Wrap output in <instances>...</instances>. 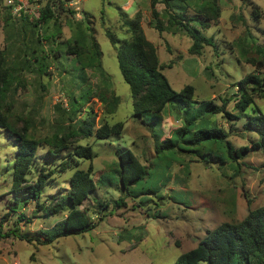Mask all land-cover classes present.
I'll list each match as a JSON object with an SVG mask.
<instances>
[{"label":"rangeland","instance_id":"374dc122","mask_svg":"<svg viewBox=\"0 0 264 264\" xmlns=\"http://www.w3.org/2000/svg\"><path fill=\"white\" fill-rule=\"evenodd\" d=\"M131 1L80 0L74 6L61 3L54 8L56 21L40 25L36 33L33 28L22 29V19L26 18L29 23L37 22L42 4H31L24 17L13 13L8 17V0H0V50L7 49L10 64H16L23 58L20 47L49 49L47 41L43 40L41 47L36 44L37 34L46 36L58 30V41L73 43L77 22L84 21L85 13L89 14V26L103 53V68L110 76L113 92L121 97V104L111 114L101 102V97H95L82 107L78 120L85 119L87 111L92 110L95 129L104 122L125 123L121 135L105 140H97L93 135L87 139L72 138L68 142L71 148L79 145L93 147V161L82 160L78 169L87 170L92 165L96 180L101 176L111 180L112 185L99 184L97 192L83 205L95 220L99 216L96 214L98 204L107 205L104 212L108 217L94 230L60 238L51 245H39L35 241L30 244L15 236H6L18 216L2 221L12 199L10 190L17 143L5 129L0 128V264H174L182 254L195 248L208 231L226 222H239L250 210L264 205V148L253 147L258 136L244 128L245 119L229 121L222 115L210 119V126L215 124L223 128L236 149L250 148V152L239 161L241 169L231 163H221L217 158L209 160V155L200 156L186 147L185 150L160 153L157 158L153 133L159 135V142L170 138L174 130L186 123L184 113L169 106L161 126L155 128L135 118L130 88L120 72L115 48L106 36V32L111 30L120 39L129 37L127 29L122 26L120 12H126L130 18L141 12L143 32L156 47L160 62L165 66L163 73L172 88L179 92L187 85L193 86L195 100H211L218 105L222 99H231L227 110L238 114L234 110L237 84L249 73L264 75V67L258 71L247 61H264L258 53L260 48H264V0H251L262 12L259 21L252 17L249 3L218 0V21L202 31L206 37L214 39L213 45L204 46L199 55L191 54L192 40L186 33H159L152 28L151 0ZM205 1L187 0L188 14L192 16L198 10L195 2L203 4ZM157 9L162 12L164 6L159 4ZM17 34L21 36L15 40ZM76 59L73 54H65L61 60L50 57L47 71L50 75L39 77L34 72L22 73L12 83L18 91L8 94L4 100L11 124L41 141L39 158H43L46 152L44 141L69 124L60 120L56 107L68 108L70 92L79 94L81 81L77 78L79 64ZM85 72L86 85L91 84L94 94L110 96L112 89L99 88L100 79L94 68H86ZM255 102L264 112V99H256ZM204 122L199 119L193 123V130L208 123ZM63 132L70 133L69 130ZM118 149H131L149 168L146 178L133 187L138 197L127 196L121 191L115 172L119 168ZM213 154L221 157L223 153L215 151ZM38 164H42L40 159ZM73 171L56 174L41 199L68 188ZM120 198L124 199V204L118 207L115 202ZM21 211L31 220V223L21 222V230L31 238L52 228L65 217L61 214L44 218L39 214L33 218V204Z\"/></svg>","mask_w":264,"mask_h":264},{"label":"trees","instance_id":"16d2710c","mask_svg":"<svg viewBox=\"0 0 264 264\" xmlns=\"http://www.w3.org/2000/svg\"><path fill=\"white\" fill-rule=\"evenodd\" d=\"M252 8V17L259 21L262 18L260 7L251 0H243ZM198 10L192 16L188 14L187 0H151L152 28L159 33L165 31L177 34L186 33L192 40L190 52L193 55L201 54L204 46H212L214 39L206 37L203 30L209 28L212 22H217L220 17L218 0H206L203 4L195 2ZM162 4L164 9L160 12L157 5ZM37 22L29 23L23 18L22 29L38 32L41 25H49L56 21L54 8L58 5L45 2ZM8 17H11L12 7H7ZM85 13V20L77 22L74 42H60L57 38L60 32L52 31L46 36L36 35V44L41 47L44 41L49 42V49L28 50L20 47L23 58L16 64L9 63L7 49L0 50V128L5 129L10 137L15 138L17 151L12 173V185L10 194L12 199L9 211L3 216L2 221H9L13 215H18L13 223L14 227L6 232V236H15L21 241L39 245H51L60 238L84 234L96 229L108 214L104 212L107 205L98 204L95 220L89 210L83 208L84 203L95 194L99 184H111L109 178L101 176L96 180L93 175V166L87 170L78 169L83 160L93 161L95 154L91 145L75 146L71 148L68 143L72 138L87 139L93 135L97 140H105L111 136L121 135L125 129L124 122L109 124L104 122L95 129V116L92 110H88L87 117L78 120L82 107L91 103L95 97H101L109 113H115L121 104V97L113 92V84L110 76L103 68V53L99 43L93 35ZM141 12H137L134 18L121 11L120 20L122 26L127 29L129 37L120 39L116 33L108 30L106 36L114 46L120 72L124 81L128 84L132 97L133 116L144 125L155 128L161 126L166 109L180 110L184 113L186 123L174 130L172 136L162 142L158 141L159 135L153 133L156 138L157 158L163 152H175L177 150L190 149L200 156L209 155V160L218 159L221 163H231L241 169L239 162L250 152L249 147L236 149L228 140V133L221 127L210 126V119L216 115H222L229 121L245 119L244 128L258 136L253 144L254 148H264V112L256 105V99H264V75L249 73L237 84L233 114L227 110L231 99H222L221 105L214 101H197L195 88L187 85L181 91L172 88L167 77L163 73L165 66L161 64L157 49L153 43L147 40L141 26ZM10 25V24H9ZM21 34L15 36V40ZM47 37V38H45ZM33 42V40H32ZM258 53L264 60V48ZM65 54L76 55L79 64L81 86L79 94L70 92L68 95V108L57 106L60 112V120L68 122L65 128H61L47 140L44 148L46 152L43 158H39L38 151L42 146L41 141L29 136L26 130H18L11 124L10 118L4 107L6 96L18 91L12 83L19 75L26 72H34L39 77L48 74L50 57L56 60L64 58ZM81 57H84L83 59ZM260 71L264 67V61L247 60ZM94 68L99 79L100 87L111 91L110 96L100 93L94 94L91 84L86 85V68ZM171 68V64L168 66ZM20 83V81H19ZM84 85V87H83ZM101 95V96H100ZM3 103V104H2ZM199 105V106H197ZM91 109V108H89ZM248 110L251 113H248ZM149 117V119H148ZM199 119L207 121L204 127L193 130V123ZM207 119V120H206ZM205 123V122H204ZM69 130L70 133H64ZM186 147V148H185ZM222 152L221 157L214 152ZM117 157L119 168L115 170L120 181L121 191L127 196H136L133 187L143 181L149 174V168L144 166L131 149H118ZM215 157V158H213ZM39 159L42 164L39 163ZM207 160V159H206ZM74 170L69 181V187L57 195H49L44 200L41 195L45 188L52 184L54 176ZM35 174V176H34ZM33 204L34 217L41 214L44 218L57 217L65 214V217L52 228L42 230L34 235V238L24 234L21 230V222L31 223L30 218L21 210ZM115 204L119 207L124 204V199H118ZM1 237V231H0ZM264 264V205L250 210L248 215L236 223H223L214 230L208 231L198 245L190 251L182 254L174 264Z\"/></svg>","mask_w":264,"mask_h":264},{"label":"built area","instance_id":"2783aa9c","mask_svg":"<svg viewBox=\"0 0 264 264\" xmlns=\"http://www.w3.org/2000/svg\"><path fill=\"white\" fill-rule=\"evenodd\" d=\"M51 2L56 5L61 3H66L71 6L79 4L80 0H8V5L12 7V13L21 17L25 15V12H28V7L31 4H36V6H40L42 3ZM40 15H37L38 18Z\"/></svg>","mask_w":264,"mask_h":264},{"label":"crops","instance_id":"0c3cea01","mask_svg":"<svg viewBox=\"0 0 264 264\" xmlns=\"http://www.w3.org/2000/svg\"><path fill=\"white\" fill-rule=\"evenodd\" d=\"M132 1H133V0H132ZM132 1H131V2H132Z\"/></svg>","mask_w":264,"mask_h":264}]
</instances>
